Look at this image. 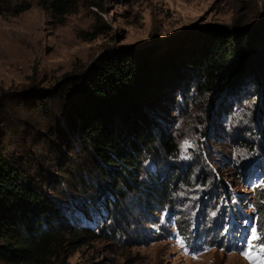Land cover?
<instances>
[{"label":"trees","instance_id":"obj_1","mask_svg":"<svg viewBox=\"0 0 264 264\" xmlns=\"http://www.w3.org/2000/svg\"><path fill=\"white\" fill-rule=\"evenodd\" d=\"M40 2L61 19L80 5L104 9V0ZM31 6L0 0V14ZM103 22L98 14L97 32H104ZM179 79L199 99L226 110L240 101L239 90L249 96L254 87L262 100L257 123L264 137L263 20L257 27L237 21L229 28H196L162 49L111 46L90 65L49 81L48 88L38 78L20 89L0 88V261L49 264L69 242L80 246L107 236L108 221L124 213L131 195L138 204L146 196L151 215L152 202L169 198L177 175L139 178L152 176L147 164L161 155L178 156L164 107L170 84ZM244 83L250 84L247 93ZM188 100L183 97V106ZM193 229L191 235L179 230L189 239Z\"/></svg>","mask_w":264,"mask_h":264},{"label":"rangeland","instance_id":"obj_2","mask_svg":"<svg viewBox=\"0 0 264 264\" xmlns=\"http://www.w3.org/2000/svg\"><path fill=\"white\" fill-rule=\"evenodd\" d=\"M26 1L32 4L28 10L0 14V88L20 89L34 78L48 88L49 81L90 65L111 46L162 49L196 28L264 22V0H104L103 11L80 5L62 19L52 16L41 0ZM98 14L102 33L95 28ZM185 81L170 84L164 107L178 156L161 155V161L147 164L152 176L139 178L148 182L157 173L164 180L177 175L169 198L152 202L151 215L146 196L138 204L131 195L124 213L108 221L107 236L80 246L69 242L49 264H264V137L257 123L261 97L254 87L249 96L239 90L240 101L226 110L210 98L199 99ZM245 88L249 92L250 84L244 83ZM227 100L231 103L232 96ZM71 140L78 147L77 134ZM253 227L259 238L252 251L260 260L241 254ZM179 229L195 233L186 239Z\"/></svg>","mask_w":264,"mask_h":264},{"label":"snow or ice","instance_id":"obj_3","mask_svg":"<svg viewBox=\"0 0 264 264\" xmlns=\"http://www.w3.org/2000/svg\"><path fill=\"white\" fill-rule=\"evenodd\" d=\"M259 237L257 236V230L255 227L251 229V239L247 241V251H242V255L249 260H260V256L258 254H254L252 251V242L257 240ZM180 244H183V240L177 241ZM260 251L264 253V245L261 246Z\"/></svg>","mask_w":264,"mask_h":264}]
</instances>
